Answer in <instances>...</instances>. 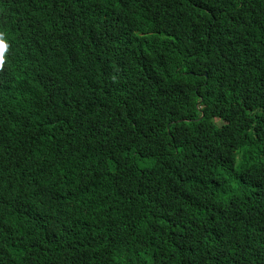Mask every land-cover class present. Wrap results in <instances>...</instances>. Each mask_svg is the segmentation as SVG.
I'll return each instance as SVG.
<instances>
[{"label":"trees","instance_id":"trees-1","mask_svg":"<svg viewBox=\"0 0 264 264\" xmlns=\"http://www.w3.org/2000/svg\"><path fill=\"white\" fill-rule=\"evenodd\" d=\"M1 75L0 264H264V0H0Z\"/></svg>","mask_w":264,"mask_h":264},{"label":"clouds","instance_id":"clouds-1","mask_svg":"<svg viewBox=\"0 0 264 264\" xmlns=\"http://www.w3.org/2000/svg\"><path fill=\"white\" fill-rule=\"evenodd\" d=\"M6 70V68H5ZM34 76L36 80H38V75L36 72H34ZM3 77V75L0 76V79ZM32 83V76H28L25 80L24 85L30 86ZM15 112L9 114L6 118H9L11 115H13ZM17 119L15 120V122ZM25 221V218H24ZM29 222V221H28ZM30 224V222H29ZM26 234L21 232L18 229V225L15 226H4L0 225V260H3L8 256V248L11 245V249L19 250L23 247L20 246L18 243L23 240L25 241ZM27 243V241H25ZM13 256V255H12Z\"/></svg>","mask_w":264,"mask_h":264}]
</instances>
